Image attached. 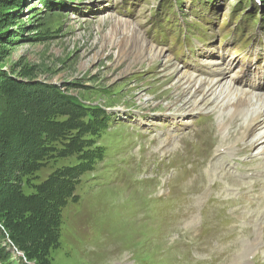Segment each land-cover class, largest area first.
I'll use <instances>...</instances> for the list:
<instances>
[{"label":"rangeland","instance_id":"rangeland-1","mask_svg":"<svg viewBox=\"0 0 264 264\" xmlns=\"http://www.w3.org/2000/svg\"><path fill=\"white\" fill-rule=\"evenodd\" d=\"M10 2L2 70L60 94L34 92L25 106L1 97L11 99L14 107H0L19 125L31 128L33 113L55 135H37L32 157L18 146L15 183L26 204L11 223L26 217L21 228L34 226L33 242L20 227L12 237L1 214L0 264H264V202L251 173L264 162L263 114L252 125L256 136L237 142L232 132L240 129L233 123L231 135L222 133L212 99L177 89L180 71L200 77L216 63L233 69L222 85L260 84L264 71L235 46L230 26L250 14L246 37L260 42L264 10L252 0ZM120 33L123 60L112 40ZM146 44L153 55L137 58ZM69 97L90 107H77L73 123Z\"/></svg>","mask_w":264,"mask_h":264},{"label":"trees","instance_id":"trees-1","mask_svg":"<svg viewBox=\"0 0 264 264\" xmlns=\"http://www.w3.org/2000/svg\"><path fill=\"white\" fill-rule=\"evenodd\" d=\"M11 0H0V42H3V39H6L7 37V31L3 29V25L10 21L11 14L9 13L11 5L13 4L10 2ZM253 3H255L254 0H252ZM12 3V4H11ZM256 5V3H255ZM4 51V48H0V59L2 57ZM57 90L56 86H49L46 83L42 82H33L28 83L24 82L22 80H17L15 77H12L9 71L2 70V66L0 65V102L4 101L2 96L5 99L6 95H12L14 99L19 100L20 99V105H26L28 103H31L33 100L32 93L36 92L35 98L40 95L38 94L41 90ZM58 91V94H60V91ZM47 93V92H46ZM44 95V94H42ZM47 95V94H45ZM41 97V96H40ZM64 97V96H63ZM34 100L36 101V99ZM44 98V97H41ZM68 98V97H64ZM68 105L70 108L71 113V119L70 122H76L78 120L76 116V108L79 107L82 111L86 110V108H90L88 106L79 105L77 106L76 103H79L78 100L74 97H69ZM10 102V103H7ZM5 103V101L3 102ZM7 103V105H6ZM6 108L8 105L13 106L11 99L6 98ZM57 104V102H54ZM53 104V103H52ZM55 104V105H56ZM14 107V106H13ZM96 109H100L98 107H95ZM93 110V108H91ZM21 112V111H20ZM30 118V122L33 121L34 125L31 128L25 129V124H18L17 120H14V116H9V114L6 112V110L0 107V207L4 206L6 210L3 212H0L1 214L6 213L7 216V223L5 227H7L8 231H11L12 237L15 238L14 233L18 232V228L21 230V232L26 233V242L32 243L33 242V235H34V226L31 224H28L26 226V230L21 228V226L25 225V221L23 219H26L24 217L23 219H17V224L13 226L12 228V221H14L15 213L19 214V217L23 216V208L21 207V201L22 203L26 204L24 196H22V191L20 190V187L17 183H15L16 179L19 178V174L17 172L18 165L20 164L17 159L20 157V154H18L17 149H21V145H23V152L28 153L30 157L33 156V148L35 144H32L38 140L37 135L40 136L43 133H50L51 136L55 135L54 130L50 129H43L40 128V123L43 125V122L38 119H33V113H28ZM93 117V115L91 114ZM18 117H21L23 120L26 119L25 115H19ZM95 120L96 117H93ZM69 123V120L68 122ZM24 139L23 143H21V140ZM29 143V144H28ZM19 146V147H18ZM23 163H27L29 161H22ZM26 173V172H25ZM22 208V210L20 209ZM2 208H0V211ZM39 211V209H38ZM35 212V211H33ZM11 228H8L10 227ZM26 256L29 260L32 261V258L30 253L25 252Z\"/></svg>","mask_w":264,"mask_h":264},{"label":"bare ground","instance_id":"bare-ground-1","mask_svg":"<svg viewBox=\"0 0 264 264\" xmlns=\"http://www.w3.org/2000/svg\"><path fill=\"white\" fill-rule=\"evenodd\" d=\"M117 23L118 25H120L119 29H121V31H123V29L124 30L130 29V24L128 22L117 21ZM122 34L123 33H120L119 37L118 35H116V37H113L112 39L114 40L113 42L118 41L117 46L119 47L120 50L119 53L120 59H122L124 55H126L128 52L124 46H121L123 42ZM130 35H132V33H130ZM137 39L138 36L136 35L133 42L136 43ZM132 51L129 53H132ZM153 51H154L153 47L150 44H146L145 46L142 47L141 54L137 56V58L141 56L144 58H148L150 54L153 55L152 53ZM157 51L159 52V56H161L164 52L163 49H158ZM138 53L139 50H137V54ZM130 58L131 57H129V59ZM166 62L169 63V60H167ZM221 85L222 84L220 82V79H212V78L210 79L205 77L203 78L201 76L198 77L188 73L187 71H180L179 74L177 75V89L179 90V93L181 94L188 93L191 94L192 97H196L197 94H199V92L202 91L201 101L206 100L207 102H210L211 99L214 101L213 112L218 113L219 126L221 127L223 134L228 132L227 135H231V131L230 132L227 131V127H232L233 123H235L236 125L234 126V129L235 128L240 129L238 132L233 129L234 131L232 132L233 134H235L234 136L239 138L237 142L244 141L247 139L252 140L256 136L254 135L252 125L254 122L259 121V127H261L262 130L260 134L259 142H262L260 144H264V99H262L264 92L261 93V95H254L257 98L256 100H254L253 96L251 95L252 91L250 90H245V89L240 90L238 89V87H235L232 84L227 86L226 84H223L222 86ZM188 103H190V101H185V105ZM185 109L186 108L184 107L183 109L180 110L184 111ZM260 114L263 115L261 118H259V120H257V117ZM230 145L231 147L229 148L228 152L230 156H232L234 152L233 147H235V144L229 143L228 147ZM248 148L249 147H247V149ZM260 148H261L260 151L263 152L264 145L263 146L261 145ZM251 173L252 175L256 174V178L260 179L261 181V185L259 186L258 190L261 192L260 197H262L263 199L262 201L264 202V162L260 163L259 166H256L255 170L252 171ZM255 246H256V242L250 244L249 248L252 249Z\"/></svg>","mask_w":264,"mask_h":264}]
</instances>
